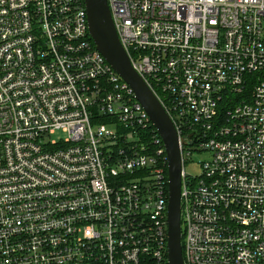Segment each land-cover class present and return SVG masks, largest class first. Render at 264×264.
Here are the masks:
<instances>
[{"label":"built area","instance_id":"1","mask_svg":"<svg viewBox=\"0 0 264 264\" xmlns=\"http://www.w3.org/2000/svg\"><path fill=\"white\" fill-rule=\"evenodd\" d=\"M105 2L176 132L182 264H264V0ZM166 204L162 141L84 1L0 0V264H167Z\"/></svg>","mask_w":264,"mask_h":264},{"label":"water","instance_id":"2","mask_svg":"<svg viewBox=\"0 0 264 264\" xmlns=\"http://www.w3.org/2000/svg\"><path fill=\"white\" fill-rule=\"evenodd\" d=\"M87 31L96 50L118 77L131 89L134 98L147 114L158 133L166 157L167 204L166 247L167 264H182L180 249V156L174 127L163 107L141 76L132 68L113 29L105 0H83Z\"/></svg>","mask_w":264,"mask_h":264},{"label":"rangeland","instance_id":"3","mask_svg":"<svg viewBox=\"0 0 264 264\" xmlns=\"http://www.w3.org/2000/svg\"><path fill=\"white\" fill-rule=\"evenodd\" d=\"M64 137V134L60 131H56L55 133H53L51 136H50V140H55V141H58L60 138H63ZM204 154L200 153V154H195V155H192L191 156V163H187L185 166H184V171L187 172V173H190V174H195L197 173L198 171V168H197V162L202 160L204 158Z\"/></svg>","mask_w":264,"mask_h":264}]
</instances>
